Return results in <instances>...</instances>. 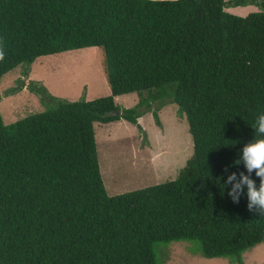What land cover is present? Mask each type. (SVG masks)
I'll return each mask as SVG.
<instances>
[{
  "label": "trees",
  "instance_id": "trees-1",
  "mask_svg": "<svg viewBox=\"0 0 264 264\" xmlns=\"http://www.w3.org/2000/svg\"><path fill=\"white\" fill-rule=\"evenodd\" d=\"M228 2L0 0V77L38 56L102 46L110 87L70 101L32 81L53 106L7 124L0 114V264H163L173 241L245 264L264 241V215L246 195L233 203L223 182L246 173L233 162L264 113V0L245 16ZM130 92L135 107L119 108L114 97ZM168 102L186 117L192 155L174 179L109 195L93 123L123 118L144 135L138 118L151 112L160 127Z\"/></svg>",
  "mask_w": 264,
  "mask_h": 264
},
{
  "label": "rangeland",
  "instance_id": "rangeland-1",
  "mask_svg": "<svg viewBox=\"0 0 264 264\" xmlns=\"http://www.w3.org/2000/svg\"><path fill=\"white\" fill-rule=\"evenodd\" d=\"M244 1L246 3L237 5L228 2L224 10L239 16L261 10L252 3L258 0ZM32 81L43 85L52 96L70 101L92 100L110 94L102 46L38 56L29 66L21 63L0 77V114L4 123L53 106L32 87ZM137 101V92L114 97L115 104L121 109L133 108ZM153 107L156 108V104ZM158 115L160 127L155 124L151 112L141 116L139 124L144 135L135 124L123 118L93 123L100 172L109 195L174 179L192 155L188 123L184 115L177 113V105L166 103L160 107ZM192 247L193 244L187 241H173L161 247L163 264H237L224 257H203ZM243 261L245 264H264V241L245 251Z\"/></svg>",
  "mask_w": 264,
  "mask_h": 264
},
{
  "label": "clouds",
  "instance_id": "clouds-1",
  "mask_svg": "<svg viewBox=\"0 0 264 264\" xmlns=\"http://www.w3.org/2000/svg\"><path fill=\"white\" fill-rule=\"evenodd\" d=\"M153 3L162 2V0H152ZM175 2V0H170ZM5 56L4 50L0 47V60ZM254 138L246 143L239 154V158L233 163L239 165L243 163L246 173L241 171L231 172L223 182V188L230 185L228 195L233 203H239L240 197L246 195L247 207L249 211L258 212L264 215V113H260L254 124ZM228 172V169H225ZM253 172L259 178V185L252 178Z\"/></svg>",
  "mask_w": 264,
  "mask_h": 264
},
{
  "label": "crops",
  "instance_id": "crops-1",
  "mask_svg": "<svg viewBox=\"0 0 264 264\" xmlns=\"http://www.w3.org/2000/svg\"><path fill=\"white\" fill-rule=\"evenodd\" d=\"M140 119H141V116L138 118V122L140 121Z\"/></svg>",
  "mask_w": 264,
  "mask_h": 264
}]
</instances>
